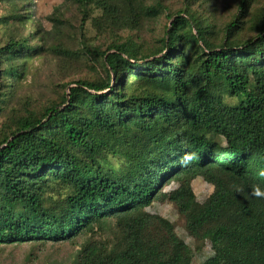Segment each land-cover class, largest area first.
<instances>
[{"label": "trees", "instance_id": "1", "mask_svg": "<svg viewBox=\"0 0 264 264\" xmlns=\"http://www.w3.org/2000/svg\"><path fill=\"white\" fill-rule=\"evenodd\" d=\"M34 1L0 0L25 32L0 43V260L192 264L208 243L201 264H264V0L224 19L218 0H64L68 43L71 19L49 17L45 42ZM40 54L55 80L24 91ZM196 180L212 186L202 203ZM160 203L194 249L147 211Z\"/></svg>", "mask_w": 264, "mask_h": 264}, {"label": "rangeland", "instance_id": "2", "mask_svg": "<svg viewBox=\"0 0 264 264\" xmlns=\"http://www.w3.org/2000/svg\"><path fill=\"white\" fill-rule=\"evenodd\" d=\"M176 1V0H175ZM218 9L221 15H219L220 19H224L227 17L233 10V5L235 0H218ZM178 5V3H176ZM32 16H33V25L37 26L41 32L45 35V42L49 40L51 43H55V33L53 31V23L51 22L49 17L52 15H59L65 19H71V22L67 26H63L67 28V32H65L64 41L65 43L69 42L72 39L73 35V26L74 23V7L70 5V2H65L64 0H35L31 4ZM12 10V6L7 2L0 3V43H5L9 38L19 35L23 32L20 29L19 24L15 22L10 17ZM17 12H14V14ZM166 23V19L160 18L157 23L152 24L151 22L146 25L144 32L142 35L146 36L147 39H150L153 33L150 29H154L158 33H161L163 25ZM64 30V29H63ZM160 31V32H159ZM71 35V36H70ZM71 41V40H70ZM56 59L53 57L48 56L47 54H40L28 63L27 70H26V77L23 81L24 91L30 90L35 92L36 90L42 89L43 86L45 87V81L49 78L55 80V75L52 73V69H54V64ZM64 75H67L66 73ZM23 92V91H22ZM39 95H43L39 93ZM2 118H0V126L2 123ZM116 165V166H115ZM119 163L115 162L113 164L114 167L117 168ZM114 167H112L114 169ZM173 185L166 187L164 190L168 191ZM193 191L196 197L197 202L202 203L204 202L209 195L212 193V186L209 184L201 181L196 180L193 184ZM147 211L152 214H157L172 224L174 231L176 234L181 237L192 249L195 248L194 242L190 237H188L187 233L184 229V219L177 213L176 208L174 205L170 203H160L157 205H153L152 207L148 208ZM25 248H16L12 249L9 253L4 255V262L5 264H19L23 258L25 253ZM74 251L68 246L65 245L61 249V253L58 255L51 250L48 252V256L52 258H56L59 261L68 259ZM212 254L210 246L208 243H205L202 246V249L195 254L194 260L192 264H201L205 261L208 257Z\"/></svg>", "mask_w": 264, "mask_h": 264}]
</instances>
